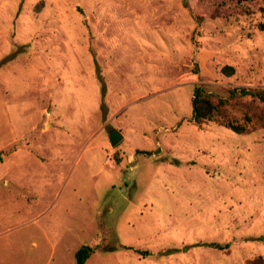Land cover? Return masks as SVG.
<instances>
[{
    "label": "rangeland",
    "instance_id": "1",
    "mask_svg": "<svg viewBox=\"0 0 264 264\" xmlns=\"http://www.w3.org/2000/svg\"><path fill=\"white\" fill-rule=\"evenodd\" d=\"M196 84L224 119L192 122ZM241 88L264 89V0H0V264H264Z\"/></svg>",
    "mask_w": 264,
    "mask_h": 264
},
{
    "label": "trees",
    "instance_id": "2",
    "mask_svg": "<svg viewBox=\"0 0 264 264\" xmlns=\"http://www.w3.org/2000/svg\"><path fill=\"white\" fill-rule=\"evenodd\" d=\"M221 73L225 76H231L234 73V69L229 66H224L221 68ZM230 94H237L241 97H250L264 105V89L241 88L236 90V92L232 91ZM226 103L227 101L221 98L214 102L211 94L206 92V90L201 85L196 84L190 102L192 122L196 126H200L207 121H214L217 115L222 116L224 119L223 109ZM223 126L238 135L243 134L246 131L244 126L234 125L228 121L223 122ZM93 251L94 248L88 246L79 248L74 255L75 263L85 264Z\"/></svg>",
    "mask_w": 264,
    "mask_h": 264
},
{
    "label": "water",
    "instance_id": "3",
    "mask_svg": "<svg viewBox=\"0 0 264 264\" xmlns=\"http://www.w3.org/2000/svg\"><path fill=\"white\" fill-rule=\"evenodd\" d=\"M122 139H123V136L117 130H112L109 133V141H110L111 146L113 147H115Z\"/></svg>",
    "mask_w": 264,
    "mask_h": 264
}]
</instances>
